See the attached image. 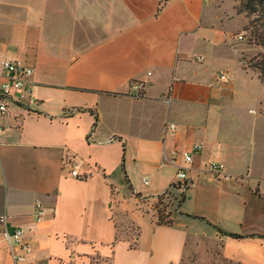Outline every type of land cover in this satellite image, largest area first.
I'll list each match as a JSON object with an SVG mask.
<instances>
[{"label": "crops", "instance_id": "obj_1", "mask_svg": "<svg viewBox=\"0 0 264 264\" xmlns=\"http://www.w3.org/2000/svg\"><path fill=\"white\" fill-rule=\"evenodd\" d=\"M241 17L232 5L204 0H0V62L33 67L38 100L30 110L9 103L0 114V216H7L9 231H26L32 262L84 264L88 246L76 242L71 254L66 237L74 228L78 235L113 227L111 172L121 159L124 169L122 153L151 159L142 165L151 187L145 195L133 187L143 201L147 194L178 192L173 180L161 181L155 162L178 170L177 149L183 147L185 164L184 153L200 144L188 176L194 181L205 174L208 187L196 197L219 218L178 208L173 219L197 216L212 225L223 218L221 231L242 238L214 232L222 258L264 264V219L253 206V195L264 200V172L253 175L255 146L245 139L240 146L229 143L208 129L210 121L219 122L211 117L250 99L260 82L240 66L231 36L222 37L227 23H242ZM231 70L238 74L232 84L218 80V73ZM133 81L146 83L141 98L130 95ZM210 163L222 164L224 175L209 176ZM75 168L78 177L71 175ZM36 203L44 209L38 224ZM188 236L176 233L171 254L181 248L183 258ZM0 264H13L1 226Z\"/></svg>", "mask_w": 264, "mask_h": 264}, {"label": "rangeland", "instance_id": "obj_2", "mask_svg": "<svg viewBox=\"0 0 264 264\" xmlns=\"http://www.w3.org/2000/svg\"><path fill=\"white\" fill-rule=\"evenodd\" d=\"M239 1L218 0L212 1V3L221 4L224 2L227 3V7L232 5L237 13L236 8L239 5ZM238 15L242 16V23L237 24V18L235 21L227 23L224 29L226 36L222 35V37L230 38L231 36L232 49L234 52L240 53V66L246 71L255 73L249 68V62L253 57L264 53V47L248 42L250 33L249 31H244V28L248 26L249 19L244 14ZM240 28L243 33L238 31ZM231 33L233 34L231 35ZM239 34L243 36V39H238ZM226 73L231 76V79L226 82L227 84H232L235 77L238 78V74L232 72V70ZM250 93V99L244 98L242 103H234L232 110L225 108L219 113L220 116L211 117V119L219 118V122L210 121L208 129L214 130V132L219 134L218 136H226L229 139V143H236L239 146L242 145L244 139L251 141V144L255 146V155L253 157H255L256 170L258 171H253V175H261L264 172V102L261 105L258 99L262 98L264 100V83H261V81L258 84L254 83ZM250 109H253L254 113H249ZM231 114H234L235 118H231ZM255 119L257 124L250 127L247 122L251 123ZM176 152L178 153L176 154V162L181 163L180 167H185L182 161L183 147H179ZM122 157L124 169L122 170L121 159V163L111 172L114 193L110 196L111 210H109L110 224L113 225L114 229L108 223L109 232L103 228L100 233L90 231L86 234L77 235L79 230L76 228L70 230L71 236L66 237V239L71 240V254L76 252L74 245L80 241V245L86 244L88 252L91 253L89 254L90 256H86L84 264H236L222 258L219 242L212 240V234L216 231L218 233V230L224 229L225 225H227L223 218H221V224L212 223V225L198 219H193L190 222H184L181 218L173 219L175 214L173 211L178 209L175 204L182 193L180 190L178 192L173 190L167 192L162 200L163 204L170 203L171 205L169 210L173 213L169 217H165V220H172L173 225H158V198L150 199L149 194H147L146 199L141 201V199L136 198L138 196L133 192L134 187L137 191L144 194V191L151 187L152 177L144 174L145 169L142 168V165L145 162L147 163V161H151V159L148 157L141 158L143 161L140 158L136 160L130 151H125L124 155L122 153ZM167 157H170L168 153ZM165 161H167L166 158L164 159ZM168 166H162L159 159L154 166L157 169H154L157 174L161 175L160 179L163 183H168V180H173L175 183L177 169ZM186 173L189 175L191 172L187 171ZM191 175L194 176L193 173ZM204 175L202 174L200 179L194 178V186L185 192L188 203L184 206L185 199L179 208L186 209L189 213L196 215H204V217L213 216L216 219L215 221L213 219V221L216 222L217 218H219L216 216L217 214L215 215L214 213L211 216L209 211H207L206 206L208 205L201 203L200 198L196 197L208 187V184L203 180ZM211 175L214 176V174L209 172V176ZM240 179V176L236 177V184L240 183ZM145 180H147V184L144 183ZM168 186L166 184L165 188H168ZM153 196H156V194ZM253 196L256 198V203L253 205L255 212L258 216H262L260 217L261 219H264V200L258 199L256 195ZM237 199L241 201L240 198ZM238 207V202H236V208ZM79 213L82 214V210H79ZM179 231L189 234L183 258L181 248H179L176 256L171 254L172 246L170 243ZM98 234L100 235L99 237ZM196 235L199 237L196 238Z\"/></svg>", "mask_w": 264, "mask_h": 264}, {"label": "built area", "instance_id": "obj_3", "mask_svg": "<svg viewBox=\"0 0 264 264\" xmlns=\"http://www.w3.org/2000/svg\"><path fill=\"white\" fill-rule=\"evenodd\" d=\"M205 2H212L218 0H204ZM238 39H243L242 35ZM34 68L26 65L23 62L16 60H5L0 62V114H6L8 104H14L26 110L38 105V100L33 95V78ZM150 75V74H148ZM218 80L221 82H228L231 76L226 72H221L218 75ZM146 88V83L143 81H133L130 84V95L134 98H141ZM171 130H174V125H169ZM115 138L110 139L109 142L114 141ZM200 144H194L191 149L184 153L185 167H180L176 173V182L173 188L180 190L182 193L186 192L190 187L194 186V182L187 175L193 163V155L201 151ZM168 161V160H167ZM205 169L215 176L224 175L222 164L210 163L205 165ZM73 177H78L79 174L75 169L71 171ZM225 179L229 177L225 176ZM147 184V180L144 181ZM44 216V209L40 203L34 206V221L36 224L40 223ZM8 218L6 215L0 216V226L4 240L7 244V252L13 264H35L30 259L31 247L26 240V231L21 227H14L12 231L7 228Z\"/></svg>", "mask_w": 264, "mask_h": 264}, {"label": "trees", "instance_id": "obj_4", "mask_svg": "<svg viewBox=\"0 0 264 264\" xmlns=\"http://www.w3.org/2000/svg\"><path fill=\"white\" fill-rule=\"evenodd\" d=\"M237 14H244L245 17L249 19V24L244 31H249L248 42L257 46L264 47V0H240L239 5L236 8ZM249 68L253 70L258 79L264 83V53L258 54L253 57L249 62ZM126 181L127 177H126ZM173 186V185H172ZM163 195L158 196V225L172 226V220H165V217H169L173 212L169 210L170 203L163 204ZM185 201V193H181V197L177 200L176 208ZM162 205V206H161ZM161 206V207H160ZM166 213V214H165ZM165 214V215H164ZM194 219L201 221H206L205 218L192 216ZM208 223V222H207ZM210 224V223H209ZM219 235L229 236L232 238H242L241 235L233 233H225L221 230H218Z\"/></svg>", "mask_w": 264, "mask_h": 264}]
</instances>
